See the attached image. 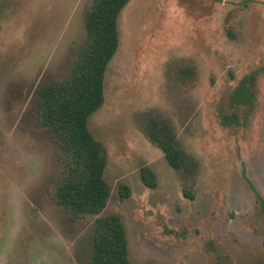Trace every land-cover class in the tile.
<instances>
[{
  "label": "rangeland",
  "instance_id": "374dc122",
  "mask_svg": "<svg viewBox=\"0 0 264 264\" xmlns=\"http://www.w3.org/2000/svg\"><path fill=\"white\" fill-rule=\"evenodd\" d=\"M92 2L0 0V264H89L95 220L108 214L121 217L131 264L264 261V0L129 1L89 119L111 195L99 214L72 219L50 194L56 150L29 103L43 80L69 73ZM151 118L173 126L187 171L150 139Z\"/></svg>",
  "mask_w": 264,
  "mask_h": 264
},
{
  "label": "trees",
  "instance_id": "16d2710c",
  "mask_svg": "<svg viewBox=\"0 0 264 264\" xmlns=\"http://www.w3.org/2000/svg\"><path fill=\"white\" fill-rule=\"evenodd\" d=\"M129 1L93 0L84 14L85 33L77 43L69 73L62 79L43 80L31 95L34 120L50 138L59 165L49 184L50 194L72 219L99 214L111 195L105 177L106 148L91 132L89 119L104 104L106 70L119 47V18ZM258 72L264 73V66ZM253 79L254 75H247L237 91L244 104L241 109L252 100ZM228 118L238 122L240 116L234 111ZM147 133L174 169H189L192 163L169 122L151 118ZM154 178L151 169L143 168L146 185L155 187ZM124 190L122 197L129 193L127 186ZM91 245L89 264H131L125 227L117 214L96 218Z\"/></svg>",
  "mask_w": 264,
  "mask_h": 264
},
{
  "label": "flooded vegetation",
  "instance_id": "af4514ba",
  "mask_svg": "<svg viewBox=\"0 0 264 264\" xmlns=\"http://www.w3.org/2000/svg\"><path fill=\"white\" fill-rule=\"evenodd\" d=\"M255 195H256L257 199L259 200V202H260L261 211L259 212V214L261 213V217H262L261 221L264 224V197L261 194H258V193H256ZM258 196H261V199H259ZM249 264H264V261H262V262L252 261Z\"/></svg>",
  "mask_w": 264,
  "mask_h": 264
}]
</instances>
